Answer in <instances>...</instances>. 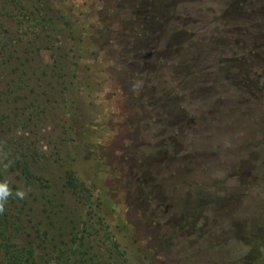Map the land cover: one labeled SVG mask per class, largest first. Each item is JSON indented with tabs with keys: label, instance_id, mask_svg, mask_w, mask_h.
I'll use <instances>...</instances> for the list:
<instances>
[{
	"label": "rangeland",
	"instance_id": "rangeland-1",
	"mask_svg": "<svg viewBox=\"0 0 264 264\" xmlns=\"http://www.w3.org/2000/svg\"><path fill=\"white\" fill-rule=\"evenodd\" d=\"M183 27L194 39L171 43ZM220 28L244 93L215 68ZM205 34L211 110L190 96ZM149 51L153 76L137 66ZM154 89L183 110L157 109ZM4 180V212L47 264L53 236L73 264H264V0H0Z\"/></svg>",
	"mask_w": 264,
	"mask_h": 264
},
{
	"label": "flooded vegetation",
	"instance_id": "flooded-vegetation-1",
	"mask_svg": "<svg viewBox=\"0 0 264 264\" xmlns=\"http://www.w3.org/2000/svg\"><path fill=\"white\" fill-rule=\"evenodd\" d=\"M143 20H145V21H147L148 22V18H147V15L146 16H143ZM149 21L151 22V21H153V17H151V18H149ZM141 30H143V34L144 35H148V33L149 34H151L152 33V28L150 27V26H148V27H145V28H143V29H141ZM145 31V32H144ZM220 35H221V38H223V39H221L220 41V43H221V50H219V48H217V50H219L218 51V55H217V57L215 58V68L217 67V70H219L220 71V73H221V79L222 80H224L225 81V83L227 84V85H230V84H228V81H229V66H228V59H226L227 58V51H228V48H227V46H228V44H226V43H228L227 42V35H228V32L225 30V29H223V28H220ZM205 33H209L210 35H211V32H206L205 31ZM196 34H195V31L193 30V29H191L190 27H183V28H178V29H176L173 33H172V40H171V43H173V40L174 39H178V41L176 42L177 44H179L180 43V41H181V39L183 38V37H185V38H187V39H194V36H195ZM224 36V37H223ZM218 37H216L215 38V40H218L217 39ZM211 39H213V37L211 36L210 38H209V36H207V34H205L203 37H200V41H201V43H200V45H199V47L197 46L198 44H196V43H192L191 45L193 46L194 45V47H193V51H194V53L191 55V59H190V63H189V65H191V67H194L195 69H194V71L191 73L190 72V74H189V76H191L193 79V82L196 84V86H194V90L192 91L193 93H195V94H191L190 93V96L191 97H200V94H205V95H209V94H211V91H212V88H213V81H215V80H213V81H209V83H208V85L206 86V87H204V86H202V85H200V83H204V82H207L208 80H210L211 78H212V76H213V72L211 71V73L212 74H204V72L205 73H207V71L212 67H214V64H212V63H210V61H208V60H201L202 62V65H200V64H198V62L196 61V56L198 55V52H200V53H203V54H206V53H208V51L210 52V54L213 52V46L215 45L216 47L218 46L217 44H214L213 45V43H209L210 42V40ZM186 40V39H185ZM212 41V40H211ZM145 44H146V41L144 42ZM170 43V44H171ZM175 43V44H176ZM170 44L167 46V47H169L170 46ZM174 44V45H175ZM210 47H209V46ZM197 46V47H196ZM172 47V46H171ZM215 50V49H214ZM216 50V51H217ZM179 52L178 50H175V53L174 54H177V53ZM152 56H154V52H151V51H149L148 53H146L145 54V56L143 57V61L141 62V64H137V66L140 68H142L140 71L141 72H143V71H145V72H147L148 73V75H149V72H151L152 70H153V74H152V76L153 75H155L157 72H155V69H156V66H157V64H152V63H150L151 62V59H152ZM199 56H200V54H199ZM149 60H150V62H149ZM196 61V62H195ZM201 67V72H203V74L204 75H202V77H204V79H200V77L196 74L197 73V68L196 67ZM160 69V67L158 68V70ZM241 70V69H240ZM238 74H237V77L235 76V75H233V79L231 80L232 82H231V84L232 85H230V86H236L237 87V89L241 92V93H244V80L243 79H241L240 77H241V75H242V72H243V70H241L240 72H238V71H236ZM158 76V75H157ZM155 77V76H154ZM151 81H152V77H151ZM214 83H217V82H214ZM225 84V85H226ZM223 84H221V87L223 88ZM208 87V88H207ZM209 88H211V91H210V89ZM218 93V91H216L214 94H217ZM152 94H154V96L153 97H151V99H153V100H155V102L153 103V104H156L157 106L158 105H160V103L161 102H163V100L164 99H162V96H160V95H158V90H156V89H154L153 91H152ZM144 95V97H147V98H150L149 97V95H148V91H147V93H145V94H143ZM212 95H213V93L211 94V95H209V99H210V102H209V105H210V109H208V107L206 108V107H204V110H211L212 108V101H211V99H212ZM179 97V96H178ZM175 98H177V96H175ZM179 101V98H177L176 100H175V102H174V106L173 105H169V104H166V103H161V105L159 106V107H157V109H159V110H169L170 108H172V110H183V108L182 107H180V104L177 106L176 104H177V102ZM222 101V100H221ZM197 106H198V104H197V102L195 101L194 103H193V106H192V110H197ZM154 108H155V106H154ZM224 110H228V108H226V109H224ZM226 116H227V113H226ZM178 117H180V116H178ZM224 119H226V118H224ZM224 122L225 123H223V125L224 126H226L227 125V123H228V121H227V119L226 120H224ZM192 123H193V121H192ZM195 143H198V141H195ZM190 177V176H189ZM190 179V178H189Z\"/></svg>",
	"mask_w": 264,
	"mask_h": 264
},
{
	"label": "trees",
	"instance_id": "trees-1",
	"mask_svg": "<svg viewBox=\"0 0 264 264\" xmlns=\"http://www.w3.org/2000/svg\"><path fill=\"white\" fill-rule=\"evenodd\" d=\"M3 161L4 163L7 162V158H3ZM67 184L74 191L76 190V183L71 174L68 175ZM15 223L13 215L6 212L0 214V264H47L45 256L37 253L38 246L30 241L20 243V238L17 236L19 230L14 227ZM38 231H41V233L39 232L40 236L46 240L48 232L41 229H38ZM52 239L56 241L52 243L51 250H49L50 254H46V256H55L57 264H73L77 261L75 257L79 256L78 254L66 249L65 245L58 241L55 236L48 242ZM81 256L84 257L81 260L84 264H101L100 259L95 255L84 254Z\"/></svg>",
	"mask_w": 264,
	"mask_h": 264
},
{
	"label": "clouds",
	"instance_id": "clouds-1",
	"mask_svg": "<svg viewBox=\"0 0 264 264\" xmlns=\"http://www.w3.org/2000/svg\"><path fill=\"white\" fill-rule=\"evenodd\" d=\"M13 195L12 189L9 186V181L4 180L0 181V214H3L5 211V204L8 201V198ZM25 191H16L15 196L19 199L25 197Z\"/></svg>",
	"mask_w": 264,
	"mask_h": 264
}]
</instances>
